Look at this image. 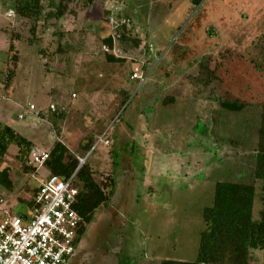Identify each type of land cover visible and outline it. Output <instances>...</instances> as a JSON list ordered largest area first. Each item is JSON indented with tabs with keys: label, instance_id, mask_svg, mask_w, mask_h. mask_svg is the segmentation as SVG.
<instances>
[{
	"label": "rangeland",
	"instance_id": "obj_1",
	"mask_svg": "<svg viewBox=\"0 0 264 264\" xmlns=\"http://www.w3.org/2000/svg\"><path fill=\"white\" fill-rule=\"evenodd\" d=\"M12 6L0 0V122L30 140V151L60 140L83 156L84 137H93L86 161L94 179L106 192L115 179L74 264L193 260L215 183H251L257 193L261 185L252 172L256 103L264 97V0H69L61 18L35 24ZM13 53L15 74L5 86ZM133 68L144 78L139 85ZM235 99L247 105L241 112L220 104ZM100 112L88 133L84 115ZM104 131L110 141L94 147ZM18 155L10 144L0 160L14 181L11 190L0 184V220L23 212L20 199L48 175ZM112 158L123 165L113 169ZM260 208L256 197L254 215ZM253 253L250 264H264V252Z\"/></svg>",
	"mask_w": 264,
	"mask_h": 264
},
{
	"label": "trees",
	"instance_id": "obj_2",
	"mask_svg": "<svg viewBox=\"0 0 264 264\" xmlns=\"http://www.w3.org/2000/svg\"><path fill=\"white\" fill-rule=\"evenodd\" d=\"M13 0L14 12L22 18L32 20L33 24L39 20L49 21L61 18L66 11L69 0ZM199 0H194L198 4ZM107 14V12H106ZM34 28L32 26L31 30ZM121 34V39L124 38ZM112 35L105 39L108 48L112 47ZM136 43L139 41L134 40ZM147 49V47H146ZM9 52L14 50V45L9 44ZM109 60H114L112 55L107 56ZM11 67H9L4 85L7 86L9 80L15 74L17 55L10 56ZM210 74L215 78L214 71ZM211 75L205 81L211 80ZM144 82V81H143ZM222 107L233 111L241 112L247 105L235 100L220 101ZM260 108L254 153V168L252 175L255 180H259L261 185L259 192L251 183L239 181L218 180L214 185L212 204L203 207L201 217L205 224L198 236V246L193 260L164 259L160 264H250L254 259V250L264 252V97L256 103ZM41 115V113H39ZM10 144L19 147V159L24 161L31 157L30 151L32 143L17 131L5 123L0 122V160L7 153ZM30 152V153H29ZM49 156L43 166L48 174H55L62 177L70 176L77 167L78 161L67 146L60 140L52 142L49 148ZM29 154V156H28ZM113 169L117 168V162L112 158ZM41 166V165H40ZM25 171H34L32 165L24 167ZM10 168L3 167L0 170V184L8 189H12L14 181L10 176ZM75 184L78 187V195L74 204V209L84 218L85 224L80 226L76 232L78 241L94 216V212L99 207L105 205L111 195L114 180L110 178L111 189L106 192V183L97 182L92 173L90 165L85 161L75 174ZM37 186L33 189L35 192ZM261 203V208L254 215L255 198ZM26 208L33 206L32 196L23 201ZM24 207V208H25Z\"/></svg>",
	"mask_w": 264,
	"mask_h": 264
},
{
	"label": "built area",
	"instance_id": "obj_3",
	"mask_svg": "<svg viewBox=\"0 0 264 264\" xmlns=\"http://www.w3.org/2000/svg\"><path fill=\"white\" fill-rule=\"evenodd\" d=\"M136 72L131 78H137ZM140 83L144 78H140ZM74 96V94H72ZM29 105V109H33ZM23 118V115H19ZM108 144L105 131L94 147ZM90 151L76 156L77 167L68 177L48 174L39 181L32 195L33 206L22 213L6 215L0 220V264H69L76 250L77 229L85 224L74 209L78 187L75 174ZM49 156L46 150L32 151L31 158L43 165Z\"/></svg>",
	"mask_w": 264,
	"mask_h": 264
},
{
	"label": "crops",
	"instance_id": "obj_4",
	"mask_svg": "<svg viewBox=\"0 0 264 264\" xmlns=\"http://www.w3.org/2000/svg\"><path fill=\"white\" fill-rule=\"evenodd\" d=\"M113 42V41H112ZM133 72H136L137 73V75H138V77H137V84L139 85L140 84V78H139V74H138V70L137 69H135V68H133L132 69V72L131 73H133ZM137 85V86H138ZM72 94H74V96H73V98H76V94L75 93H72ZM71 104L73 105V103L71 102ZM126 109V107H124V105H123V107H122V111H121V113L124 111ZM71 111V110H70ZM121 113H120V115H121ZM72 114V113H71ZM102 114H103V112H100V115L99 116H97V115H90L89 117H88V115H84V117H83V120H84V122L85 123H87V124H90V126H91V128H89L88 129V133L89 132H91V133H93V128L95 127V125L96 124H94V122H96V121H98V118L100 119L101 117H102ZM72 115H76V113H74V114H72ZM60 116H62L64 119H65V117H64V115H63V112H62V114L60 115ZM78 117H80V116H78ZM81 120H82V118H81ZM111 122L109 121L107 124H106V126L107 127H110L111 128V124H110ZM114 123H116V121L114 122ZM105 126V127H106ZM104 129V128H103ZM92 130V131H91ZM118 130L121 132V128H119L118 127ZM112 131H114V128H113V130ZM81 133V132H80ZM117 134H118V132H117ZM81 136L83 135L82 133L80 134ZM79 136L78 138V141H79V143H77V145H75V147L77 148V147H79L81 144H80V142H82V137L84 136ZM109 137V135L107 134V138ZM118 137L115 135V137H114V139H117ZM91 139H93V137H90V138H88V137H84V143H82V145H81V148L80 149H82L81 150V152H79L80 151V149H79V153H77V154H79V155H82V152H87V151H90V149H91ZM69 140V139H68ZM109 141H110V139H109ZM115 141V140H114ZM117 141V140H116ZM115 141V142H116ZM72 142H73V144H74V142L75 141H73V137H72ZM78 144H80V145H78ZM116 144V143H115ZM74 147V146H73ZM75 148V149H76ZM123 160V159H122ZM128 161H129V159H128ZM122 161H120L118 164H117V166H122L123 165V163H121ZM129 164H130V162H129ZM114 184H115V179H114ZM150 191H151V189H150ZM23 210H25V208L23 207ZM22 213V212H21ZM93 220V219H92ZM80 241H81V238L77 241V243H76V249H77V247L80 245ZM77 255H78V253H76V250H75V253H74V255L70 258V260H69V264H74L75 263V260H76V258H77ZM164 260V259H163ZM175 260H182V259H175ZM162 261V260H161ZM253 261V260H252ZM159 264H160V262H159Z\"/></svg>",
	"mask_w": 264,
	"mask_h": 264
}]
</instances>
